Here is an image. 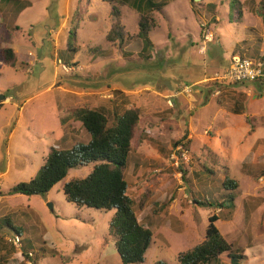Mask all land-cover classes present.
I'll return each mask as SVG.
<instances>
[{"label":"rangeland","instance_id":"obj_1","mask_svg":"<svg viewBox=\"0 0 264 264\" xmlns=\"http://www.w3.org/2000/svg\"><path fill=\"white\" fill-rule=\"evenodd\" d=\"M31 1L30 16L39 4ZM167 1L153 12L154 46L146 51L129 1L115 2L122 40L108 41L109 3L51 0V11L62 13L56 24L53 17L15 37L17 45L32 49L36 62L13 68L0 60V94L10 96L0 106V219L19 229L37 264H121L108 236L114 210L76 207L63 195L64 182L86 176L92 164L70 169L44 195L11 192L33 177L50 144L65 149L89 140L71 115L80 107H103L109 120L126 108L139 111L125 179L137 219L152 238L143 262L132 264H179L178 253L204 239L212 213L221 235L233 248L242 246L239 264H264V89L258 82L221 88L214 81L231 53L262 57L260 0H239V22L229 19V0ZM51 23L56 28L49 36L44 28ZM69 31L76 51L66 65L59 53ZM185 85L189 93L168 104ZM237 106L241 113L233 112ZM225 175L238 183L232 208L194 201H221ZM26 259L22 245L0 241V264ZM228 263L225 252L210 264Z\"/></svg>","mask_w":264,"mask_h":264},{"label":"trees","instance_id":"obj_2","mask_svg":"<svg viewBox=\"0 0 264 264\" xmlns=\"http://www.w3.org/2000/svg\"><path fill=\"white\" fill-rule=\"evenodd\" d=\"M10 1L19 2L21 8L28 5V2L22 0ZM103 1L109 3L113 20L106 34V39L108 41L122 40L123 29L120 23V10L115 4L117 0ZM124 1L127 2V0ZM129 2L139 14L136 37L142 42L141 50L146 51L154 46L149 38V33L157 25L153 12H160L168 1L129 0ZM259 3L262 8L261 17L264 27V0H260ZM229 11V19L235 18V21L239 22L242 16L239 0H229ZM73 42V31H69L66 48L59 53V56L65 60L63 64L68 65L76 51ZM246 53L248 54V52ZM259 59H264V53ZM0 60L3 65L9 67H15L17 62L13 50L1 46V42ZM237 107L233 112L241 113L243 108ZM71 115L81 123L89 135V140L85 143H76L65 149L50 147L43 164L39 166L33 177L28 181H20L14 184L11 192L27 196L44 195L56 183L66 177L70 169L92 164V168L86 176L72 178L64 182L62 186L63 195L66 201L76 207L113 209L114 213L109 221L108 236L114 242L121 264L141 263L150 245L152 232L138 221L136 205L127 194L128 184L125 179L131 152V141L139 121V111L136 108H126L122 113L115 114L113 119L109 120L103 107H80L76 108ZM221 186L226 191L221 201L207 198L194 199V201L204 207L232 208L237 196L235 190L238 188V183L225 175ZM217 220L218 215L215 213L208 216L204 239L192 248L179 252L177 255L179 264H210L225 252L229 258L228 264H239L237 261L244 257L242 246L237 245L233 248V245L221 235L215 225ZM3 225L21 237L22 249L25 250V253L31 250L26 243L24 244V237L20 235L19 229L11 224L7 217L0 219V241L4 240L5 235H10L3 229ZM35 255L33 253L32 259L37 264ZM153 264L165 263L156 261Z\"/></svg>","mask_w":264,"mask_h":264},{"label":"crops","instance_id":"obj_3","mask_svg":"<svg viewBox=\"0 0 264 264\" xmlns=\"http://www.w3.org/2000/svg\"><path fill=\"white\" fill-rule=\"evenodd\" d=\"M22 1L28 2V5L21 8V5L19 2H12L10 0H0V41H1L2 46L11 48L13 52L15 53L16 58H17L15 67H18L17 64L22 63V62L30 64L31 66L37 60L35 59L36 57L34 56V52L32 51L31 48H28V47L26 48V46L20 47L19 45H17L16 43L17 40L15 39L17 34L23 37L22 34L25 33L27 29L32 30L33 26L38 25L40 22L53 19L54 17L55 18L54 23L56 24L57 18L62 17V13L59 14L57 11H54V12L51 11L50 9L51 0H39L38 8L37 10L34 11V14L32 16H30L29 13L27 14V12L30 11L34 7V3L31 0H22ZM55 24L52 25L51 23L48 27L44 28L45 33L47 32L48 35L51 36L55 32V28H56ZM202 46H203V49H201L200 53H204V50H205L204 45ZM229 59H228V63L226 64L225 68H227L229 65ZM10 84L12 83H8V85ZM6 98H10V96L4 97L3 94H0V106L3 100H5ZM60 125H62L61 122H60ZM61 135L59 136L57 140L61 139L62 137ZM50 147H53V145L50 144L49 148ZM113 245H114V242H113Z\"/></svg>","mask_w":264,"mask_h":264},{"label":"built area","instance_id":"obj_4","mask_svg":"<svg viewBox=\"0 0 264 264\" xmlns=\"http://www.w3.org/2000/svg\"><path fill=\"white\" fill-rule=\"evenodd\" d=\"M210 38H207L209 40ZM203 49V46L200 47ZM214 81L219 86L226 87L234 83L258 82L264 89V59H251L242 57L238 54H231L228 67L220 75H216ZM220 88L216 89V94L220 92ZM188 94L189 86L185 85L181 89L175 90L167 99V103L171 104L172 97H177L179 94ZM7 242L19 247L22 245L21 237L13 235H5ZM33 252H27L26 264H35L33 261Z\"/></svg>","mask_w":264,"mask_h":264},{"label":"water","instance_id":"obj_5","mask_svg":"<svg viewBox=\"0 0 264 264\" xmlns=\"http://www.w3.org/2000/svg\"><path fill=\"white\" fill-rule=\"evenodd\" d=\"M3 97V96H2Z\"/></svg>","mask_w":264,"mask_h":264}]
</instances>
